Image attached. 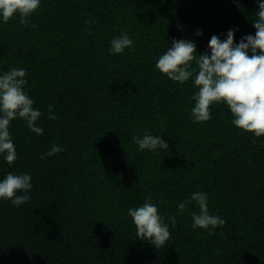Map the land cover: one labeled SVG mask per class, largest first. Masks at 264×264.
<instances>
[{"label": "trees", "instance_id": "obj_1", "mask_svg": "<svg viewBox=\"0 0 264 264\" xmlns=\"http://www.w3.org/2000/svg\"><path fill=\"white\" fill-rule=\"evenodd\" d=\"M258 10L257 0H41L30 24L0 23V72L26 69L44 129L10 123L18 158L0 157V177L28 173L34 186L20 207L0 200V264H264V136L234 126L223 103L194 123L191 80L155 68L173 39L203 54L213 35H255ZM122 30L132 48L109 54ZM146 132L168 149L140 151L132 138ZM53 144L65 151L41 159ZM196 191L225 225L192 228L198 205L178 204ZM148 197L176 217L158 249L127 215Z\"/></svg>", "mask_w": 264, "mask_h": 264}, {"label": "clouds", "instance_id": "obj_2", "mask_svg": "<svg viewBox=\"0 0 264 264\" xmlns=\"http://www.w3.org/2000/svg\"><path fill=\"white\" fill-rule=\"evenodd\" d=\"M257 4L259 10L253 21L255 35H247L239 43H234L235 29H230L223 40L213 35L208 45L210 51L203 54H197L194 41L173 39L172 46L157 58L155 68L160 73L181 84L191 80L197 89L191 97L194 106L190 115L194 123L210 120V106L223 103L230 109L234 126L253 133L257 138L264 136V0H257ZM40 5L41 0H0V23H7L18 14L21 22L28 25L31 23L29 17ZM109 44V54H122L132 48L134 41L122 30ZM27 83L24 68L0 72V157L9 167L18 158L9 130L12 120L21 118L31 132L37 135L44 133L37 123L41 110L33 107L35 100L25 90ZM53 109L54 105H49L48 118L55 120ZM132 139L140 151L156 152L169 147L161 135L150 132ZM63 151V147L53 144L41 159ZM32 179L28 173L14 172L0 177V200H10L12 205L20 207L31 199ZM193 202L199 207L198 213H192L193 229L210 230L225 225L226 221L219 215L210 214L207 192H193L189 200L178 204V208L183 211L186 204ZM127 215L132 219L137 237L156 249L166 245L171 236L170 225L175 227L176 224L175 216L165 220L151 197L140 206L129 208Z\"/></svg>", "mask_w": 264, "mask_h": 264}]
</instances>
